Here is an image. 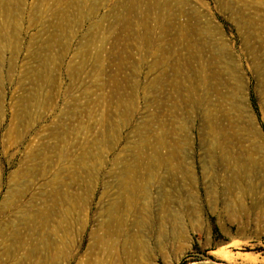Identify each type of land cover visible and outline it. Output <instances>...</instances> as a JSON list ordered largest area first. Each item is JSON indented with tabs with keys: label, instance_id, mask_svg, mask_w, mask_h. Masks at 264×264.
Masks as SVG:
<instances>
[{
	"label": "rangeland",
	"instance_id": "1",
	"mask_svg": "<svg viewBox=\"0 0 264 264\" xmlns=\"http://www.w3.org/2000/svg\"><path fill=\"white\" fill-rule=\"evenodd\" d=\"M0 264H264V0H0Z\"/></svg>",
	"mask_w": 264,
	"mask_h": 264
}]
</instances>
